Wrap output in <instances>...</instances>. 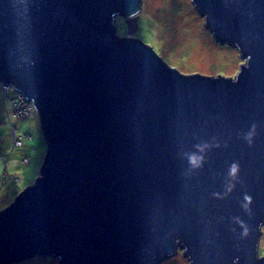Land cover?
Listing matches in <instances>:
<instances>
[{"label":"water","instance_id":"95a60500","mask_svg":"<svg viewBox=\"0 0 264 264\" xmlns=\"http://www.w3.org/2000/svg\"><path fill=\"white\" fill-rule=\"evenodd\" d=\"M191 2L238 50L233 77L183 74L135 37L143 0H0V84L46 144L0 211V264H264V0Z\"/></svg>","mask_w":264,"mask_h":264},{"label":"rangeland","instance_id":"374dc122","mask_svg":"<svg viewBox=\"0 0 264 264\" xmlns=\"http://www.w3.org/2000/svg\"><path fill=\"white\" fill-rule=\"evenodd\" d=\"M124 23L120 17L115 18L119 36L125 30ZM149 23L153 28L150 31ZM136 34L150 44L169 66L186 75L233 77L243 63L236 48L214 39L191 0H143ZM16 93L12 87L5 93L3 84H0V211L39 176L46 152L40 119L35 110L20 119L11 112ZM12 125L17 130L16 134L22 137L23 146L13 150L5 168L6 159L2 153L8 155L12 150ZM24 158L27 163H23ZM261 231L259 255L264 256V224ZM161 264H189V261L183 256V251L178 250Z\"/></svg>","mask_w":264,"mask_h":264},{"label":"trees","instance_id":"16d2710c","mask_svg":"<svg viewBox=\"0 0 264 264\" xmlns=\"http://www.w3.org/2000/svg\"><path fill=\"white\" fill-rule=\"evenodd\" d=\"M125 26V25H124ZM153 28H151L150 27V23H149V31L150 30H152ZM138 32V31H137ZM151 33V35H153V31L152 32H150ZM126 34V29L124 30V32H123V34L122 35H125ZM135 37H137V38H139V39H141V40H143V38L141 37V36H138L137 34H135ZM144 41V40H143ZM18 96H19V94L18 93H16V95H15V97H14V100H18ZM22 101H23V103H25V104H29V102H27V101H25V100H23L22 99ZM13 113V112H12ZM13 115L15 116V117H17V118H19L17 115H15L14 113H13ZM28 115H30V114H27V115H25V116H28ZM25 116H22L21 118H23V117H25ZM20 119V118H19ZM12 127H13V129H12V131L15 129L14 128V125H12ZM16 130V129H15ZM16 133H17V130H16ZM20 148V147H19ZM15 148H13V145H12V150L8 153V155L6 154V153H2V156L4 157V159H6L4 162H5V168L7 167L6 166V164H7V161L10 159V156L12 155V152H13V150H14ZM23 161V160H22ZM23 163H27V161L26 162H24L23 161ZM6 174V173H5ZM14 178V177H13ZM16 179V178H15ZM16 264H58V262L56 261V260H54V259H52V258H34V259H31V260H28V261H25V262H23V263H16Z\"/></svg>","mask_w":264,"mask_h":264},{"label":"built area","instance_id":"2783aa9c","mask_svg":"<svg viewBox=\"0 0 264 264\" xmlns=\"http://www.w3.org/2000/svg\"><path fill=\"white\" fill-rule=\"evenodd\" d=\"M22 99L23 100H25L20 94H19V96H18V100L20 101V102H22L23 103V101H22ZM25 101H27V100H25ZM28 102V101H27ZM25 106H28V107H30L31 106V104L29 103V104H25V103H23ZM16 107V109H14V110H11V112H13L15 115H17L19 118H21L22 116H25V115H27L28 113L27 112H24L21 108H19V107H17V106H15ZM22 137L21 136H18L17 134H16V130L14 129L13 131H12V145H13V148H19V147H21L22 146ZM23 161L24 162H26L27 161V159H23Z\"/></svg>","mask_w":264,"mask_h":264},{"label":"bare ground","instance_id":"6f19581e","mask_svg":"<svg viewBox=\"0 0 264 264\" xmlns=\"http://www.w3.org/2000/svg\"><path fill=\"white\" fill-rule=\"evenodd\" d=\"M3 87H4V92H5V93L11 88V86L8 85V84H3ZM15 106L21 108L24 112H27L28 114H30V113L32 112V110L34 109L33 106L28 107V106H25V105H24L22 102H20L19 100H14V99H12V108H11V110L16 109ZM22 146H23V144H22ZM22 146H21V147H22ZM21 147H20V148H21Z\"/></svg>","mask_w":264,"mask_h":264},{"label":"clouds","instance_id":"9594fccd","mask_svg":"<svg viewBox=\"0 0 264 264\" xmlns=\"http://www.w3.org/2000/svg\"><path fill=\"white\" fill-rule=\"evenodd\" d=\"M189 162H190L192 165L196 166V165H197L196 157H195V156H190V157H189ZM236 170H237V169H236V166L233 165L232 169L230 170V171H231V174H232V175H235Z\"/></svg>","mask_w":264,"mask_h":264}]
</instances>
